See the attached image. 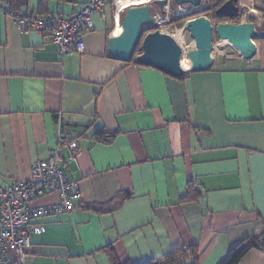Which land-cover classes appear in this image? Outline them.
<instances>
[{"label":"crops","instance_id":"1","mask_svg":"<svg viewBox=\"0 0 264 264\" xmlns=\"http://www.w3.org/2000/svg\"><path fill=\"white\" fill-rule=\"evenodd\" d=\"M42 1L19 11L68 14L88 0ZM238 4L261 28L264 0ZM121 12L115 0L104 16L93 12L83 51L65 56L0 16V183L29 178L58 130L78 142L65 170L79 184L76 209L33 219L42 230L29 236L31 264H111L108 244L131 263L196 244L199 264H218L242 238L264 237V38L175 76L110 55ZM99 128L117 133L103 142ZM189 182L197 199H181ZM57 199L47 192L36 203ZM109 202L108 212L89 208ZM237 264H264V248Z\"/></svg>","mask_w":264,"mask_h":264},{"label":"built area","instance_id":"2","mask_svg":"<svg viewBox=\"0 0 264 264\" xmlns=\"http://www.w3.org/2000/svg\"><path fill=\"white\" fill-rule=\"evenodd\" d=\"M109 1L88 0L72 13L41 16L31 12L22 13L0 0V16L9 18L20 33L37 31L47 36L58 53L65 56L83 51L84 33L92 27V13L98 12L104 16V7ZM118 14L116 11L115 17L118 18ZM154 15L156 24L166 19L164 14ZM77 147L76 139L58 130L56 146L47 157L31 162L29 178H15L7 184L0 183V264H31L32 245L29 236L42 230L41 225L33 222V219L76 209L79 184L77 180L67 179L65 170L74 160ZM63 148L69 150L68 157H63ZM47 192H56L58 199L36 203L37 198Z\"/></svg>","mask_w":264,"mask_h":264},{"label":"water","instance_id":"3","mask_svg":"<svg viewBox=\"0 0 264 264\" xmlns=\"http://www.w3.org/2000/svg\"><path fill=\"white\" fill-rule=\"evenodd\" d=\"M161 14L171 0H151ZM177 5L190 4L199 6L202 0H173ZM219 18L240 15L238 0H225L215 10ZM156 16L150 11V3L131 5L125 8L120 21V31L109 34L108 52L114 58L128 61L140 42V52L134 55L135 62L154 66L168 74L180 76L189 71L208 69L212 62V36L228 40L240 54L246 55L252 47V39L264 38V28L256 26L251 20L233 22L229 20L212 23L206 15L188 18L185 27L194 40V48L186 52L187 63H183L182 47L167 32L154 29L146 32L150 25H155ZM148 24V25H147Z\"/></svg>","mask_w":264,"mask_h":264},{"label":"trees","instance_id":"4","mask_svg":"<svg viewBox=\"0 0 264 264\" xmlns=\"http://www.w3.org/2000/svg\"><path fill=\"white\" fill-rule=\"evenodd\" d=\"M1 1L6 2L10 8L16 9V10H19V7L27 2V0H1ZM224 1L225 0H205V6L201 8L200 10L193 12V14L196 15V13H199V14L209 13L210 14L209 16L213 20H217V21L229 20L233 22H239L238 20L239 16L230 17V18L229 17L228 18L217 17V15L215 14V10ZM171 4L176 5V3L173 0H171ZM42 5H43V1L40 0L38 4L39 9L42 8ZM259 9L263 16V23H262L261 28H264V6L259 7ZM174 20L178 21L180 20V18L175 17ZM174 20H171V21H174ZM157 27L158 26H156V24L150 25L147 27L146 32L149 30L157 29ZM214 35L217 37L215 33ZM138 52H140V42L136 44L134 55L137 54ZM134 55L128 61L135 62ZM95 133L100 141L109 142L114 138L117 132L107 131L103 128H99L98 130H96ZM124 195L128 196V193H124ZM200 195L201 194L198 188L193 183L189 182L187 184L186 192L181 195V199H185V198L186 199H197ZM115 206L116 204L114 202H109L104 205H99L96 207L90 206L89 208L97 212H108V211H111ZM253 247L264 248L263 235H251V236H246L242 238L240 241H238L237 243H235L228 249L225 256L220 260L218 264H237L242 258V256L249 249ZM105 251L110 259L111 264H177L178 261H180V264H199L198 248L196 244H191L186 247L178 248L167 254H164L160 258H149L139 263H131L128 260H126L125 262H120L111 244L106 245Z\"/></svg>","mask_w":264,"mask_h":264},{"label":"rangeland","instance_id":"5","mask_svg":"<svg viewBox=\"0 0 264 264\" xmlns=\"http://www.w3.org/2000/svg\"><path fill=\"white\" fill-rule=\"evenodd\" d=\"M147 3H151V0ZM205 6V0L201 1V4L198 7H192L190 5H181L180 7L177 6V4H171V1L168 4V7L165 8L167 10L164 14V17L166 18L163 20L160 24H156L158 26L157 28L163 32H167L173 36V38L176 40V42L182 47L183 50V60L186 58V52L190 46L194 45V40L190 37L188 30L185 27V22L188 18L198 16L196 13L193 14V12L200 10ZM124 10V9H123ZM120 13L121 17L124 13V11ZM150 11L152 14L160 13V10L158 6L154 3L150 4ZM240 12L242 13L238 20H248L247 18L248 13H246V10L241 9ZM244 13H246L244 15ZM253 13V11H251ZM161 14V13H160ZM199 15H206L208 16L212 23H216L217 20H213L209 15L207 14H199ZM175 17H179L180 20H174ZM174 20V21H171ZM148 25V24H147ZM253 43V39H252ZM212 56L214 58H219L221 56H224L226 54H238L239 52L235 50V48L231 45L229 41H223V39L216 37L215 35L212 36ZM187 59V58H186ZM182 60V61H183ZM177 264H180V261L177 262Z\"/></svg>","mask_w":264,"mask_h":264},{"label":"bare ground","instance_id":"6","mask_svg":"<svg viewBox=\"0 0 264 264\" xmlns=\"http://www.w3.org/2000/svg\"><path fill=\"white\" fill-rule=\"evenodd\" d=\"M149 1L150 0H115V5L118 8V10H123V9L125 10V8L131 5H139V4L147 3ZM224 40L226 41V39H223V41ZM187 62H188L187 59L184 58L183 63L186 64Z\"/></svg>","mask_w":264,"mask_h":264},{"label":"flooded vegetation","instance_id":"7","mask_svg":"<svg viewBox=\"0 0 264 264\" xmlns=\"http://www.w3.org/2000/svg\"><path fill=\"white\" fill-rule=\"evenodd\" d=\"M151 3H153V2L151 1ZM151 3H150V4H151Z\"/></svg>","mask_w":264,"mask_h":264}]
</instances>
